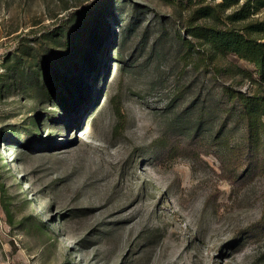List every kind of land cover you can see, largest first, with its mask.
Returning <instances> with one entry per match:
<instances>
[{
    "label": "rangeland",
    "instance_id": "1",
    "mask_svg": "<svg viewBox=\"0 0 264 264\" xmlns=\"http://www.w3.org/2000/svg\"><path fill=\"white\" fill-rule=\"evenodd\" d=\"M95 1L0 0V264H264V169L230 179L243 126L217 97L222 84L252 93V65L228 56L205 76L177 41L190 16L177 0H111L97 67L79 73L52 31ZM260 21L264 7L215 24ZM36 55L83 82L70 111L23 91Z\"/></svg>",
    "mask_w": 264,
    "mask_h": 264
},
{
    "label": "trees",
    "instance_id": "2",
    "mask_svg": "<svg viewBox=\"0 0 264 264\" xmlns=\"http://www.w3.org/2000/svg\"><path fill=\"white\" fill-rule=\"evenodd\" d=\"M212 1L215 0L176 1L190 12L183 28L187 37H183L181 31L176 38L183 57L192 58L205 76L215 78L220 69L219 59L228 56L243 60L253 67L252 70H243L244 77L255 86L252 93L237 90L232 84H222L217 91V97L229 107L222 119H228L234 111L243 126L239 154L227 162L230 179L237 181L252 176L257 168L264 169V125L260 131L257 124V119L264 118V38L258 37L264 34V21L248 22L240 29L219 27L215 22L221 23L223 18L230 23L243 22L252 10L258 11L264 7V0H246L237 10L224 17L223 8L236 5L239 0H220L216 4H212ZM106 2L109 4L111 0H96L94 5L75 9L66 18L60 19L52 31L53 39L58 41L62 49L57 54L58 59L79 73L84 69L83 63L87 64L89 72L97 67L98 61L89 51L90 48L94 52L101 51V41L107 36L105 17L100 14ZM195 19L211 20L212 23L196 25L193 23ZM95 29L100 30V33L95 32ZM82 42L86 47L80 46ZM34 58L37 73L30 67L21 68L23 91L41 92L48 101L65 112L77 106L83 99V82L69 79L46 57L36 55ZM71 88L80 92L79 101L74 103ZM204 101L206 97L200 99L201 104ZM45 117L53 119L51 113H46ZM21 135L27 145L35 144V139L27 132H21ZM257 228L264 232V209Z\"/></svg>",
    "mask_w": 264,
    "mask_h": 264
}]
</instances>
